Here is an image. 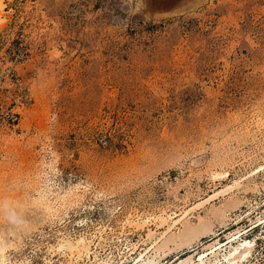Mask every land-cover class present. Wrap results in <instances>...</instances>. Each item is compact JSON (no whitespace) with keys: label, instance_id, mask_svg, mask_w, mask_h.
<instances>
[{"label":"rangeland","instance_id":"obj_1","mask_svg":"<svg viewBox=\"0 0 264 264\" xmlns=\"http://www.w3.org/2000/svg\"><path fill=\"white\" fill-rule=\"evenodd\" d=\"M3 1L2 264H130L161 213L214 231L163 264L237 230L264 264V0ZM43 189L73 199L49 215Z\"/></svg>","mask_w":264,"mask_h":264},{"label":"bare ground","instance_id":"obj_2","mask_svg":"<svg viewBox=\"0 0 264 264\" xmlns=\"http://www.w3.org/2000/svg\"><path fill=\"white\" fill-rule=\"evenodd\" d=\"M4 6H5L4 1L0 0V26H2L4 23L3 20L4 11L2 12ZM40 168H41L40 171L37 173V178H38L37 182L42 188H45L43 186H47L48 178H45L47 172L44 171L43 164ZM263 168H264V163L260 164L253 171V173L262 170ZM241 182H242L241 178L233 180V182L226 184L224 188L218 189L214 193L210 194L209 197L206 198L204 201L201 200L199 204H202L205 201L210 200L211 198L215 197L218 193L225 194V191L227 192L230 188L240 186ZM43 192H46L45 189H43L42 193ZM67 197L68 199L72 200L73 199L72 192L63 195H57L55 196L54 199H49V197H46L45 193H43L40 197L41 198L40 202L44 205L47 214L53 215L57 210V208L55 207L57 203L60 204L64 203V200ZM193 207L194 206H192L191 208ZM156 217L160 220L159 223L161 225L164 224L168 225L166 230L163 231L164 236L162 237L161 242L159 243L160 240L153 241L151 243V246L149 245L148 248H145L143 251H140L137 256L133 257L130 264H163L162 257H164L167 254V252H170L172 249L189 247L192 243L199 240L202 234L214 232L209 225H206L204 223H200L198 226L194 227L189 222H184L182 224L180 223L181 225L180 227H178L176 232H173L165 236V234H167V232L172 228V226H174L179 221L180 218L178 219L175 218L176 220L172 221V223L170 224L168 223L170 219L169 216L162 215L161 213V215L158 214V216ZM256 219L257 222L252 225L250 230L264 223V221L261 220V217H258ZM149 220L150 219H146V220L143 219V221L140 222L141 220L133 221L132 219L131 220L129 218L127 219L129 223L131 224L133 223L138 227L141 226V224L148 222ZM257 229L260 230L261 233H255L254 236H257L258 234L262 235L264 233V224L260 227V229L259 228ZM245 233L246 232H244V235H241L240 230H237L235 233H232L231 235H227L226 237L227 240L225 242H220L218 239H215L214 241L204 245L203 250L197 252V259H194L193 255L188 254L186 257L177 256V258L173 260L172 263L179 260L174 264H244V262L248 260V258L252 254L254 240H255V237L254 239H250ZM162 234H160L159 237H161ZM89 243H90L89 240H87L84 236H81L76 238L75 240H69V239L64 240V242L59 244V248L60 247L67 248L70 250L71 254L76 253L78 256H80L82 253L88 254L90 252ZM171 245L173 246L171 247ZM2 246L3 244L2 245L0 244V250L3 248ZM95 257H97V254L95 255ZM3 260H4V255L0 257V264H2ZM109 262L110 260L103 258L101 259V261H97V264H109Z\"/></svg>","mask_w":264,"mask_h":264}]
</instances>
